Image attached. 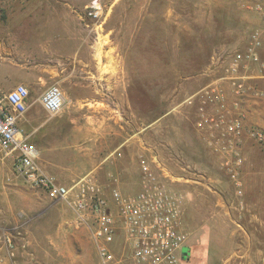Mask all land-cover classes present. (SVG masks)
<instances>
[{
	"label": "rangeland",
	"instance_id": "1",
	"mask_svg": "<svg viewBox=\"0 0 264 264\" xmlns=\"http://www.w3.org/2000/svg\"><path fill=\"white\" fill-rule=\"evenodd\" d=\"M95 2L100 9H93ZM258 3L264 0H0V90L28 86L31 108L19 124L40 151V167L63 183L94 171L114 187L129 181L118 188L130 191L139 188V169L134 162L136 169L126 171L120 160L154 153L183 194L187 264H227L235 247L263 246L264 144L247 133L262 128L254 123L264 124V110L244 116L235 109L246 121L239 194L224 155L196 125L199 105L185 102L213 78L206 68L215 50L226 51L224 67L232 54L245 53L254 31L264 30L254 10ZM255 67L248 95L264 100L258 66L247 71ZM117 79L122 92L115 97L103 86ZM51 85L66 100L53 116L40 103ZM112 115L121 119L119 126L107 125ZM188 138L193 150L186 149ZM4 215L29 238L38 264H102L87 226L75 223L73 211L29 186L12 159L0 155Z\"/></svg>",
	"mask_w": 264,
	"mask_h": 264
},
{
	"label": "built area",
	"instance_id": "2",
	"mask_svg": "<svg viewBox=\"0 0 264 264\" xmlns=\"http://www.w3.org/2000/svg\"><path fill=\"white\" fill-rule=\"evenodd\" d=\"M93 9H100L97 2ZM254 10L264 20V3L254 5ZM262 47L261 31H254L245 53L232 54L224 67L221 66L226 51L215 50L205 70L213 78L185 101L199 105L196 125L206 134L209 146L224 155V167L239 187V194L243 193L240 173L245 160L246 130L235 109L239 108L241 97L253 92L249 85V65L256 64L264 78ZM220 67L222 74L214 77ZM29 96L30 90L23 83L7 93L0 90V155L12 159L16 172L29 186L42 190L48 199L64 203L73 211L75 223L87 226L101 263L187 264L183 259L187 236L180 228L183 194L171 185L173 176L159 158L146 151L138 154L140 185L136 190L114 187L109 192L94 171L63 183L40 167V151L20 127L19 120L29 109ZM65 101L58 85H51L40 97L43 109L52 116L63 109ZM247 134L264 144L263 128ZM112 155L114 151L106 158ZM118 244L122 245L120 251ZM30 246L26 234L4 225L0 216V264H38Z\"/></svg>",
	"mask_w": 264,
	"mask_h": 264
},
{
	"label": "crops",
	"instance_id": "3",
	"mask_svg": "<svg viewBox=\"0 0 264 264\" xmlns=\"http://www.w3.org/2000/svg\"><path fill=\"white\" fill-rule=\"evenodd\" d=\"M261 22V23H260ZM259 22V26L261 27H264V22L260 21ZM261 31V35H262V38H263V41H264V30H260ZM244 40V39H243ZM246 41H248V38L244 41H241L239 44L240 47L243 48V46L246 44ZM239 43V42H237ZM245 48V47H244ZM9 52H11V48L9 47ZM260 54H261V59L262 61H264V45L263 47L261 48L260 50ZM257 70H256V67L255 69L253 68L252 70H250V76L251 77H255L257 76ZM251 82L254 81V80H250ZM121 82L117 79L116 80V83H114L113 81L111 80H108V82L103 86V88H106L107 90V93H115V97H118L117 94L119 92H122L121 91ZM117 99V98H115ZM114 99V100H115ZM240 106H239V111L240 112H243L244 116L248 113H250L249 111L253 110V109H261V110H264V100L263 99H258L256 97H254V95H245L243 97L240 98ZM29 108H31V106H29ZM119 108L118 107H115L114 110H118ZM113 120L109 121V123L107 124L108 126L111 125V123H114L116 126L119 124H121V119H119L117 116H113L112 115ZM245 124H246V121H244ZM254 125L256 126H261L262 128L264 127V124H261L259 122L257 123H254ZM183 132V131H182ZM191 141L190 139H186L185 141V144L187 146L186 149H190V150H193V148L195 147L194 144H190ZM140 153V152H139ZM138 153V154H139ZM138 154H137V157H138ZM137 157L135 159L132 160V162H127V160H120L121 164L125 166L126 168V171L129 169V167H133L135 168L136 165H137V168H138V161H137ZM122 159H126V158H122ZM136 165H135V163ZM136 169V168H135ZM139 169V168H138ZM121 170V169H120ZM119 171V169H118ZM132 181L134 179V176L132 175ZM101 184H103L105 187H107V189L109 190V192L114 188V183L112 182V180L110 182H102L101 180H99ZM130 181V182H132ZM125 184L121 183L119 186H116L117 188H125L126 186H128L130 183L129 181L126 182L124 181ZM125 190V189H124ZM33 201V204L35 206H39L41 202H39V200H32ZM253 214H251L252 216ZM23 216V215H22ZM36 216L38 217L39 215L37 213L33 214L32 217L30 218H27V219H33V218H36ZM26 219V220H27ZM25 220V221H26ZM11 221H12V218L11 216H8V215H4L3 216V222H4V225H6L7 227L11 228V229H18L20 230V228H18V226L16 225L14 228L10 225L11 224ZM188 247V245H187ZM231 255L228 256V263L227 264H264V245L263 246H258V245H247V246H237L235 247L232 251H231ZM190 260V258H189Z\"/></svg>",
	"mask_w": 264,
	"mask_h": 264
},
{
	"label": "water",
	"instance_id": "4",
	"mask_svg": "<svg viewBox=\"0 0 264 264\" xmlns=\"http://www.w3.org/2000/svg\"><path fill=\"white\" fill-rule=\"evenodd\" d=\"M184 253L187 254L188 253V250L186 252H184Z\"/></svg>",
	"mask_w": 264,
	"mask_h": 264
}]
</instances>
